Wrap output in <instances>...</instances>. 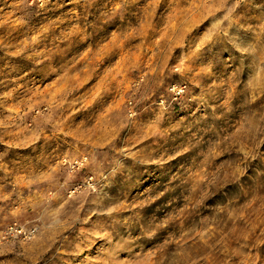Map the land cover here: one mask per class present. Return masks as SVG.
<instances>
[{"label":"rangeland","instance_id":"1","mask_svg":"<svg viewBox=\"0 0 264 264\" xmlns=\"http://www.w3.org/2000/svg\"><path fill=\"white\" fill-rule=\"evenodd\" d=\"M0 264H264V0H0Z\"/></svg>","mask_w":264,"mask_h":264},{"label":"built area","instance_id":"2","mask_svg":"<svg viewBox=\"0 0 264 264\" xmlns=\"http://www.w3.org/2000/svg\"><path fill=\"white\" fill-rule=\"evenodd\" d=\"M171 90L177 94H179L182 91V87H178L176 85H174ZM31 231H25L23 228H21L20 226L16 225L15 223L13 224H9L7 229H6V233L9 234H26V233H30Z\"/></svg>","mask_w":264,"mask_h":264}]
</instances>
